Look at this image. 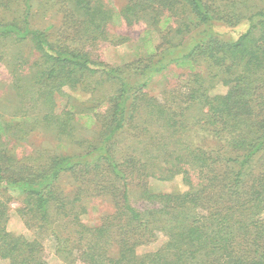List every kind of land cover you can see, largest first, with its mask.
Returning <instances> with one entry per match:
<instances>
[{
    "label": "trees",
    "instance_id": "16d2710c",
    "mask_svg": "<svg viewBox=\"0 0 264 264\" xmlns=\"http://www.w3.org/2000/svg\"><path fill=\"white\" fill-rule=\"evenodd\" d=\"M117 24L147 49L120 67L93 54L128 41ZM171 67L177 84L151 95ZM39 132L56 148L24 153ZM178 176L184 192L150 188ZM9 190L32 238L8 229ZM96 198L113 212L89 227ZM42 233L67 264H264V0H0V264H48Z\"/></svg>",
    "mask_w": 264,
    "mask_h": 264
},
{
    "label": "rangeland",
    "instance_id": "374dc122",
    "mask_svg": "<svg viewBox=\"0 0 264 264\" xmlns=\"http://www.w3.org/2000/svg\"><path fill=\"white\" fill-rule=\"evenodd\" d=\"M111 7L116 10H121L129 0H105ZM37 6V5H36ZM40 21L46 25V27L52 28L53 26H58L62 18L53 16H48L46 18L36 17V22ZM248 26L246 24H241L235 28H223L225 31L229 33H233L234 36L239 35L244 32ZM129 37L128 41L115 45L109 42H104L97 49H94L93 54H98L101 56V59L112 66L120 67L126 64H130L142 56L146 55V47L144 42V28L143 29H134L133 27L126 31V29L117 24L111 27L112 36H121L125 35ZM121 34V35H120ZM149 40L153 45H157L159 43V37L156 33H152L150 35ZM185 70L178 69L176 67H171L168 71L163 73L162 75L157 76L151 82L149 91L150 94L156 96L158 98H162V93L166 90L171 89L175 86L179 80V75ZM227 91V88L221 84L215 85V87L211 90L212 95L223 94ZM69 94L76 96L80 100L87 99L86 95H82L80 93H72L71 91H67ZM66 98L61 97L59 99V105L62 108L65 105ZM81 130L78 131V135L80 136H91V130L84 129L82 125H85V119L81 120ZM135 141H128L126 143H122V146L134 145ZM56 142L53 140L47 139L42 133H35L31 138L30 145H26L25 149L22 150L24 153H28L31 150L36 148H41L42 146L51 147L53 149L56 148ZM66 183H64L65 185ZM150 188H152L156 192H167V193H181L187 190V187L183 183L182 177L178 176L173 181L170 182H160L154 179L150 180ZM9 195L13 197V200L9 203V215L10 221L8 223V229L14 234H24L27 237H33L35 235L34 230H29L25 227L21 216L18 213V209L21 207L22 195L19 191L9 190L7 192ZM7 195V194H6ZM113 212V206L109 199L106 198H96L89 203L88 212L82 216L81 221L89 226L93 227L101 223V220L111 214ZM60 229L64 231L66 235H74L72 231V225L64 224L60 221ZM42 241L45 247V257L47 259L48 264H67L62 258L56 255L55 252V240L51 236V234L42 233L41 234ZM166 239L163 236H160L158 241L148 245L142 246L138 248V253L140 255L151 253L158 250L164 243Z\"/></svg>",
    "mask_w": 264,
    "mask_h": 264
}]
</instances>
